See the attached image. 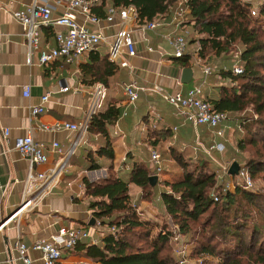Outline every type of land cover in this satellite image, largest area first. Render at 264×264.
Here are the masks:
<instances>
[{
    "label": "crops",
    "instance_id": "crops-1",
    "mask_svg": "<svg viewBox=\"0 0 264 264\" xmlns=\"http://www.w3.org/2000/svg\"><path fill=\"white\" fill-rule=\"evenodd\" d=\"M36 1L49 5L53 15H59L65 10V0ZM33 2L34 0H0V264H23L15 248L17 240L29 247L27 254L36 264H43L40 252L31 249L30 246L38 238L57 233L62 226L86 228L93 238L83 241L94 244L92 241L95 239L97 244L100 243L101 232L95 226L97 219L88 209L89 198L84 194L81 179L86 176L90 181H97L105 178L107 172L103 167L97 170L87 169V152L95 151L103 144L102 136L88 131L79 136V145L67 158L58 182L50 191L35 202L33 208L23 210L9 218L24 199V184L29 172L28 160L14 147V139L29 134L35 141L45 145L48 159L33 166V171L43 172L59 164L62 156L51 149L52 142H58L59 148L65 152L78 136L67 130H51L50 126L58 121L80 122L89 106L90 90L96 84H102L106 89L105 103H113L120 109L119 118L108 131L114 151L112 170L115 175L124 179L128 178L136 162L151 166L150 154L157 151L162 159L161 171L155 174L157 175L155 182H158L156 190L159 192L163 189V181L176 182L182 178L180 166L171 155V148L193 161H198L201 156L198 144L211 138L222 142L223 137V135L217 137L205 125L190 126L176 110L169 114L160 112L157 101L162 97L152 90L140 92L138 99L133 103L126 101L122 85L130 80H135L146 88L160 85L168 93L176 91L185 93L194 86H200L203 97L208 100L216 98V89L219 85L225 84L226 81L218 74V69L222 67L228 70L230 66L225 63L218 65V60L211 61L207 57L200 58L197 54L198 44H187L186 53L190 55L187 66H183L181 60L173 57L172 47L164 37L167 34L180 33L172 15L164 17L163 20L159 18L162 23L153 30L142 28L140 23L134 25L132 37L136 53L134 56L124 54L130 68L117 65L118 69L108 78L107 85L101 82L88 85L83 81V66L89 61L91 51L76 63L67 62L63 57H59L51 63L42 65L38 62L37 52H33L30 62L27 61V47L22 37L21 26L12 14L16 10L25 9ZM99 4L100 2L92 9V12L101 18L99 22L93 23L81 13H76L77 20L87 28L111 37L117 30L119 18L116 17L113 23L105 21L101 17L103 15ZM108 6L111 5L106 4L103 7L105 13ZM57 30L65 31L66 28L42 26L40 47L46 49L54 47V32ZM107 48V43H104L93 52L98 51L100 56H105ZM206 67L212 71L207 76L203 73ZM185 68L191 69L192 76L189 82L182 83L181 74ZM63 87H67V90H62ZM46 93L48 99L45 102V110L37 116H31L30 108L40 105L41 96ZM171 125L177 128L175 133L178 134L169 137L165 131L170 130ZM226 126L228 124H221L219 128L224 129ZM3 129L8 130L6 137L3 136ZM223 133L225 146L222 143L223 150L218 152L222 154L226 146L236 151L233 131L230 129L227 134L224 129ZM100 160L107 164L105 160ZM229 166L222 168L228 170ZM231 186L232 189L230 186L228 188L233 190V184ZM128 193L143 219L162 218L161 213L150 201L139 199L141 194L139 186L129 183ZM92 218L93 224L90 225ZM56 264L99 263L72 248L64 250Z\"/></svg>",
    "mask_w": 264,
    "mask_h": 264
},
{
    "label": "trees",
    "instance_id": "trees-1",
    "mask_svg": "<svg viewBox=\"0 0 264 264\" xmlns=\"http://www.w3.org/2000/svg\"><path fill=\"white\" fill-rule=\"evenodd\" d=\"M179 1L100 0L98 7L104 18L106 4L116 8L133 6L138 23L142 24L174 15ZM251 3L252 0H186L189 12L185 18L190 33L185 38L187 44L199 45L200 58L230 66L228 70L218 69L226 82L216 89V98L206 100L231 120L239 121L235 157L228 158L240 167V159L243 160L250 178L257 179L260 189L245 187L238 173L231 175L226 168L225 175L233 180L230 190L225 178L219 180L220 169L214 161L202 155L193 161L174 148L171 155L180 166L182 178L163 181L159 192L158 182L151 184L149 180L156 174L155 166L136 162L128 178L115 175L108 128L119 118L120 109L113 103L106 104L104 99L88 125V132L102 136L103 144L95 151L89 150L86 159L87 169L103 167L107 175L97 181L86 176L81 179L84 194L89 198L88 209L100 222L97 228L102 236L98 244L81 240L74 250L99 264H178L171 252L172 232L164 224L158 227L156 221L141 218L137 205L130 200L129 183H134L141 188L140 200L150 201L165 223L169 217L180 235H190L195 255L216 257L218 264H264V0H260L254 15ZM174 58L187 66L190 55L185 52ZM234 66H239L241 73L235 74ZM83 68V81L88 85H107L108 78L118 69L117 64L98 51L89 53ZM249 110L253 116L248 118L244 113ZM154 228L156 234L152 233Z\"/></svg>",
    "mask_w": 264,
    "mask_h": 264
},
{
    "label": "built area",
    "instance_id": "built-area-1",
    "mask_svg": "<svg viewBox=\"0 0 264 264\" xmlns=\"http://www.w3.org/2000/svg\"><path fill=\"white\" fill-rule=\"evenodd\" d=\"M99 2L100 0H65V10L63 13L53 15L52 8L49 5L40 4L34 0L25 9L14 11L12 15L21 26L22 37L27 47V61L30 62L33 52H37L38 62L42 65L51 63L59 57H63L67 62L76 63L88 52L107 43L108 59L120 67L130 68L124 54L134 56L136 53L135 41L132 37V28L138 24L137 12L133 6L123 8L108 6L103 19L108 23H113L116 17L119 18L116 24L117 30L115 34L108 37L97 30L87 28L77 20L76 13H81L91 22H99L101 18L92 12L93 7ZM188 12L189 8L185 3L178 2V8L174 11L172 19L175 21V25L179 28L180 33L164 36L172 47L174 57H182L186 52L187 41L185 35L188 34V31L185 14ZM251 14H255L252 5ZM161 19H154L142 23L141 26L144 29L153 30L162 23L161 21L163 19ZM50 25L61 26L66 28V30H57L54 32V47L50 49L42 48L39 45L40 29L42 26ZM232 70L235 74H239L242 71L239 66H234ZM210 72L211 69L208 67L203 70L205 76L210 74ZM122 89L126 101L129 103L135 102L140 92L152 90L160 94L167 102L176 106L179 114L191 126L197 127L205 125L217 137H222L223 135L219 126L228 118V115L225 112L213 108L203 97L200 86H194L185 93L181 91L168 93L160 85H153L151 88H146V86L138 84L135 80H130L122 85ZM62 90H67V87H63ZM105 97V87L102 84H96L90 90L89 106L84 118L80 122L58 121L50 126L51 130L71 131L76 133L78 137L65 152H62L59 148L58 142H52L51 149L59 155L61 154L62 159L59 164L48 168L46 171H33V166L44 163L48 159L45 145L42 142L35 141L29 134L18 136L14 139V147L28 160L29 172L24 184V199L19 208L9 218L23 210L33 208L35 202L40 200L58 182L61 172L67 163V158L74 153L75 148L80 143L79 136L88 131L91 115L101 108ZM47 99V93L41 96V104L30 108L31 116H37L45 110V102ZM7 135L8 130L3 129V136L6 137ZM222 150V143L217 142L209 147L207 153ZM160 159V154L157 151L151 152L150 161L156 167L157 174L161 171ZM223 169L226 170V168ZM238 176L241 178L245 187H254V183L244 166L238 169ZM213 198L217 200V196L214 194ZM95 223V226L99 227L100 222L95 220ZM101 236V233H99V237ZM87 238H93V236L86 228H67L62 226L58 229L57 233L49 237L36 239L30 248L40 252V260L43 264H56L64 250L72 249L79 241ZM92 242L96 243V240L93 239ZM15 248L23 264H36L35 260L28 256L29 247L25 243L17 240Z\"/></svg>",
    "mask_w": 264,
    "mask_h": 264
},
{
    "label": "rangeland",
    "instance_id": "rangeland-1",
    "mask_svg": "<svg viewBox=\"0 0 264 264\" xmlns=\"http://www.w3.org/2000/svg\"><path fill=\"white\" fill-rule=\"evenodd\" d=\"M179 2H181L182 4L186 2V0H180ZM260 3V0H252L251 5L254 8V11H256V8L258 6V4ZM190 28L188 29L187 27V31L189 32ZM190 33V32H189ZM218 59H220L218 57ZM157 107L159 109L160 112L162 113H172L176 110V112L179 114L177 107L170 104L169 102H167L163 97L160 101H157ZM241 115V114H240ZM181 116V115H180ZM244 116H247L248 118L250 116H253V113L249 110L246 111L244 113ZM237 119H239L240 117H236ZM239 123V121H238ZM237 123L236 120H231L230 117H228L225 121H223L221 124H228V126H226L224 129L226 131V133L228 134L230 129L233 131L234 133V140L236 138V135L239 132V124ZM220 124V125H221ZM156 125V124H155ZM168 126V125H167ZM191 126V125H190ZM178 127V126H177ZM220 127V126H219ZM174 128V130H173ZM177 128L175 126L171 125L170 130L165 131V133L167 134V136L171 137L172 135L178 134V132L175 133V130ZM222 131L224 132L223 127H221ZM199 130V129H198ZM187 132V129H186ZM192 133V131H191ZM188 134V133H187ZM224 137H225V133H223V137H222V142L219 140H212L209 139V141L204 142V143H200L199 148L201 149L199 151L200 155H202V157L208 159L210 158L212 161H214V163L216 164L217 167H219V169L221 170V167H225V166H229V164L231 163L228 157H235V152L234 150H231L230 148H228V146H226L225 150L223 151V154H221V152L215 151V152H211V153H206V150L211 146V144L217 143V142H221L224 144L225 146V142H224ZM217 141V142H216ZM212 142V143H211ZM254 150V149H253ZM253 150H249V152L253 151ZM225 155V156H224ZM242 157V155H241ZM242 164L241 166H244V161L241 160ZM160 162H162V159H160ZM226 163V164H225ZM219 170V180L224 179V182L226 184H228V186H230V188L232 189V184H233V180L228 178L227 173H225L226 170H224L222 168V170ZM257 179L253 180L254 183V189L259 190L260 189V184L256 181ZM143 218V216H140ZM146 218V217H145ZM152 221H156L157 226L161 227L162 224H164L165 227H167L169 229V231L172 232V238H171V242H172V246H171V252L174 256V258L176 259L178 264H218V259L216 257H212L209 255H206L204 253H199V255H195L192 250H193V245L190 242V235H186V236H182L178 233V231H176L177 228H175L170 220L169 217H166V223L163 221L164 218L162 217H158L155 219V217L151 219ZM150 220V221H151ZM160 220V221H159ZM153 234H156V228H154Z\"/></svg>",
    "mask_w": 264,
    "mask_h": 264
},
{
    "label": "water",
    "instance_id": "water-1",
    "mask_svg": "<svg viewBox=\"0 0 264 264\" xmlns=\"http://www.w3.org/2000/svg\"><path fill=\"white\" fill-rule=\"evenodd\" d=\"M192 76V71L190 68H185L181 74V82L182 83H187L189 82L190 78ZM238 169H239V164L236 161H233L229 168H228V173L233 175V174H237L238 173ZM157 179V175H152L149 177L150 183L154 184L155 181ZM93 220L94 218H92L90 225L93 224Z\"/></svg>",
    "mask_w": 264,
    "mask_h": 264
}]
</instances>
